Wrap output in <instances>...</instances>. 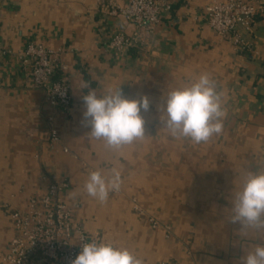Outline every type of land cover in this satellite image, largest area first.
<instances>
[{
	"label": "crops",
	"instance_id": "1",
	"mask_svg": "<svg viewBox=\"0 0 264 264\" xmlns=\"http://www.w3.org/2000/svg\"><path fill=\"white\" fill-rule=\"evenodd\" d=\"M209 1L170 0L149 39L118 50L111 38L134 32L113 10L126 0H0V264H8L12 212L25 208L30 195L45 194V178L55 175L70 179L65 197L74 223L144 264H243L249 251L264 246V229L242 231L230 222L247 174L264 172V10L254 32H242L250 44L242 51L208 27L202 8ZM250 1L264 7V0ZM29 41L62 50L69 111L53 107L23 69L19 52ZM204 72L222 95V131L201 143L173 137L158 106L167 90ZM119 86L129 98L146 94L151 104L141 110L146 136L112 150L91 137L82 97ZM51 124L70 154L50 142ZM112 167L121 186L101 203L85 184L92 171L108 174ZM151 216L162 226L153 228Z\"/></svg>",
	"mask_w": 264,
	"mask_h": 264
},
{
	"label": "built area",
	"instance_id": "2",
	"mask_svg": "<svg viewBox=\"0 0 264 264\" xmlns=\"http://www.w3.org/2000/svg\"><path fill=\"white\" fill-rule=\"evenodd\" d=\"M171 8L170 0H126L123 5L113 4L114 13L133 25L134 32L132 35L115 34L110 45L122 50L145 42L154 34L161 14ZM263 10L261 4L250 0H211L202 8V14L218 38L231 40L237 49L243 51L248 50L250 44L242 32H254L257 18ZM19 58L33 85L45 91L49 103L64 112L69 111L73 96L62 50L29 41L19 52ZM49 119L51 123L54 121L53 117ZM49 140L61 147L64 153H71V149L63 145L60 132L53 124L49 129ZM45 179L48 180L46 193L30 195L25 208L12 212L14 234L3 256V261L8 264H70L84 243L100 240L74 223V208L65 197L70 189V179L58 175ZM136 208L140 209L137 204ZM149 221L153 228L162 226L154 216ZM164 227L170 231L168 224Z\"/></svg>",
	"mask_w": 264,
	"mask_h": 264
},
{
	"label": "clouds",
	"instance_id": "3",
	"mask_svg": "<svg viewBox=\"0 0 264 264\" xmlns=\"http://www.w3.org/2000/svg\"><path fill=\"white\" fill-rule=\"evenodd\" d=\"M87 87V83L84 84ZM83 121L90 127L91 137L103 140L105 146L118 150L124 145L144 138L145 119L141 110L150 109L146 94L126 97L121 87L109 88L103 94L89 89L84 94ZM159 119L173 137L189 138L194 143L207 142L222 131L225 116L222 95L214 79L207 72L189 83L167 90L164 103L158 106ZM121 173L112 167L108 174L92 171L85 190L101 203L107 201L110 192L119 191ZM230 222L239 223L240 230L264 229V172H249L242 188L234 194ZM70 264H144L143 259L126 247L113 242L93 239L80 247L79 254ZM243 264H264V246L257 245L243 258Z\"/></svg>",
	"mask_w": 264,
	"mask_h": 264
}]
</instances>
